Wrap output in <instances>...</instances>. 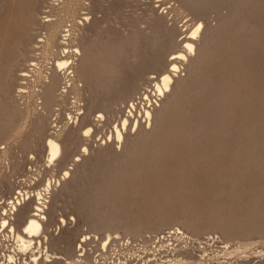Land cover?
Masks as SVG:
<instances>
[{
    "label": "rangeland",
    "instance_id": "374dc122",
    "mask_svg": "<svg viewBox=\"0 0 264 264\" xmlns=\"http://www.w3.org/2000/svg\"><path fill=\"white\" fill-rule=\"evenodd\" d=\"M43 20L62 21L64 46L81 50L68 55L48 101L56 55ZM199 20L194 53L176 60L171 88L157 99L155 82ZM144 94L154 106L149 125ZM130 102L135 110L117 143ZM86 127L90 135L81 136ZM59 130L62 157L78 160L69 166L47 162L44 141ZM49 180V234L66 221L49 235V252L66 255L83 233L111 234L119 238L105 255L95 240L86 256L186 264L168 263L165 249L187 241L193 264H264V243L224 257V240L237 239L222 234L244 240L260 235L248 232L252 224L264 230V0H0V214L19 192L33 197ZM221 218L226 228H210ZM2 232L10 239L3 253L13 255L15 241ZM154 247H165L161 256ZM18 251L17 264L45 262L37 248Z\"/></svg>",
    "mask_w": 264,
    "mask_h": 264
},
{
    "label": "bare ground",
    "instance_id": "6f19581e",
    "mask_svg": "<svg viewBox=\"0 0 264 264\" xmlns=\"http://www.w3.org/2000/svg\"><path fill=\"white\" fill-rule=\"evenodd\" d=\"M87 20H88V18L86 19V21ZM43 21L47 22L46 24L49 27V33H48L49 35H48V39H46V47H49L52 54L56 55L55 56V58H56L55 64L56 65H55V71H54L55 73L53 72L54 74L51 77V80H49V82H47V84L43 90L44 91L43 95H44L45 101H48L47 98L49 96L53 95V91H54V88L56 85L55 84L56 76L60 75V72L66 70V69L68 70L70 64L72 63V62H70L71 56H68V55L76 56V55L81 53V50L77 46V47H75L76 48L75 51L74 52L70 51L71 52L70 53L67 50V46H64V45H66V43L69 39L70 33H69V30H67V36L63 37L64 34L61 35V33H63L62 31H60V28L62 26V21H59V20H56V21L43 20ZM203 27H204V24L202 21L198 22L197 24H195V26H193V28L190 32V35H191L190 38H187L188 40L183 42L184 46L182 48L184 49V51L178 52V53L175 52V54H173V58H172V60H170V63H169V66H170L169 70L162 73L159 81L155 82L154 95H156L157 99L160 98L161 96H163L165 94V92L170 90V88H171V84L173 83V75L179 69V66H178L176 60L187 59V54L194 53L195 41L197 39H199ZM64 33H66V31ZM43 43H44V41H43ZM22 76L25 78L24 73ZM143 98L147 99V101H148L147 107L148 108H146V109L142 108L143 114H144V116H142V118H144L146 120L147 124L149 125L151 123V117H152V111L151 110L154 108V106L146 94H144ZM133 110H135L134 103L130 102L128 114L126 113L127 116H125L123 119H121L122 120L121 125H120L121 128L119 127L120 128L119 129L118 127H115L114 138H115L117 143H122V141H123V138H124L123 130L126 129V127L128 125V121H129V116L133 115ZM103 117H104V115L100 113L97 118H98V120H100ZM22 123L23 122H20V127H23L25 125L24 123L23 124ZM133 124H134V127L137 126L138 121L135 120V122ZM91 131H92L91 127H86L82 130L81 136H85V137L89 136ZM60 132H62V131L59 130V131H57V133L55 135L48 136L44 141L45 153L47 155V162L50 164V163H54L55 161H58L61 163H65V164H67V166H69L70 162L72 161L71 157L70 156H63L62 157V145H61V142L58 138L61 135ZM82 149H83L82 154L86 153L88 151L87 146H83ZM77 161L78 160H75L72 162H77ZM69 174H70V168L65 169L63 171V180L67 176H69ZM59 182L60 181L58 180V181H55L54 183L56 184V186H58ZM44 186H45V187H43L44 189H42L43 191L37 192V194H34L33 197H31L29 193L19 192L18 193L19 195H17V197L13 198V201L10 202V205H9V211H10L9 214L10 215L8 214V210H5L3 213L0 214V228L5 230V232L7 229L9 230L10 236L12 237L13 241H15L14 243L16 246L15 253H13V255H11V253H9L7 255L5 253H3V255L5 257H3V258L0 257V264H17V258L18 257L16 258V255L18 256V252H19L18 250H22V252L23 251L25 252V250L31 251L35 248H37V250L40 253L41 252L43 253V257H44L43 262L45 261L44 264L45 263H47V264H59V261H62L63 264H82V263L83 264H108L106 261H104L102 259L101 260L98 259V256H97V258H96V256L95 257L94 256L93 257L92 256H90V257L86 256L85 250H86L87 244H90L91 242L98 240V242H99L98 244L100 245V249H101V253L99 255H101V256L105 255L106 250H107L108 246H110L111 241L114 242L116 240V238H119L118 236L113 237V236H111V234H109L107 236L105 235L104 238H99L96 236L92 237L90 233H83L82 232L83 234L79 238H77L75 241H72V243H69V242L67 243V246L64 248L66 255H64V254L58 255V254L49 252V250L47 248L49 235L56 236V233L59 232L61 226L66 225V221H65V219H61V221L59 222V225L57 226V224H56V228H55L56 232L54 230V233L49 234V225H48V222H46V220H47L46 216H47V212L49 211V208L52 206V205H49V202L47 201L48 196L51 192L50 191L51 187H52L51 180L47 181V183ZM9 216H10V218H9ZM11 216H12L13 222H11ZM15 218H17L18 223L23 224L21 231L16 230V226L14 223ZM96 224L98 226L100 225L98 223H95V224H93V228L97 227ZM225 224L226 223H224V221L221 218V219H218L217 223L215 222V224H213V227H210V228H212L214 230L216 228L223 230L224 228L227 227V226L225 227ZM261 224H254V225L252 224L251 226H253V227H252V229L250 228L251 230L249 229V231H248V229L244 228L241 231H242V233L248 231L249 233L251 232L252 234L257 233V234L261 235V233H264V230L263 231L260 230ZM256 226H258V227L260 226L259 227L260 229L257 228V230H255L254 228H256ZM231 228H232V226H231ZM209 230H211V229H209ZM232 230H233V228H232ZM139 231L140 230H138V231L136 230L135 234H137ZM201 231H203V230H201ZM236 233H238V232H236ZM236 233H230L226 230L222 231L223 235H228L229 237H230V234L234 235L236 237V235H235ZM177 234L178 233H173V235H177ZM179 234L183 235V232L181 231ZM245 234H248V233H245ZM260 235H258V237H255V238H249V239L245 238L244 240L238 239V237L237 238L233 237L234 239H237L236 241H233L235 243L231 242V240H233V239H225L223 242L224 243V251H223L224 257H225V255H229L232 253H241V252H245V251L250 250V249H251L250 251H252V248H255L254 247L255 245L260 244V243L261 244L264 243V234H262V236H260ZM54 239L61 241L60 237L52 238V240H54ZM186 239H187V237H186ZM196 240H198V239H196ZM159 241L161 242L160 244H162L163 240L159 239ZM192 241H194V240L192 239ZM0 243H1V241H0ZM144 245L143 246L141 245L143 248L141 246H140V248H142L145 251H148L149 248L147 246H144ZM161 246H163V244ZM165 246H167V245L165 244ZM156 247L152 248L153 255H157L159 253V255L161 256L160 252H161L163 247L162 248H156ZM110 248H111V246H110ZM165 250H167V253H169V256L172 257V259L168 260L169 261L168 263H170V261H172V263L177 262V263H186L187 264L189 261H192V264H193L194 259L196 261V259L198 258V257H195L196 251L194 250V247H192V248L189 247L187 241H185V245H183L181 249L180 248L178 249L176 245L170 243V246H168ZM258 250H259V248H258ZM247 253H249V252H247ZM242 254H246V253H241V255ZM147 255H148V253H147ZM238 255H240V254H238ZM246 255H248V254H246ZM200 259H203V257L202 258L200 257ZM127 260H129V259H127ZM32 262H35V264H38L37 259L32 260ZM198 262H201V260ZM111 264H118V263L115 261H112ZM119 264H126V262L125 261L120 262ZM130 264H134V262L130 263ZM199 264H201V263H199Z\"/></svg>",
    "mask_w": 264,
    "mask_h": 264
},
{
    "label": "built area",
    "instance_id": "2783aa9c",
    "mask_svg": "<svg viewBox=\"0 0 264 264\" xmlns=\"http://www.w3.org/2000/svg\"><path fill=\"white\" fill-rule=\"evenodd\" d=\"M2 235H3V236H2ZM7 236H8V235H7L6 233H5V234H4V233H0V239L2 240V241H1L2 245H1V243H0V247H1L0 250H1V252H2V254H0V257H1V258L4 257V255H3L4 249H3V248H5V247L7 248V245L5 244V242L8 241V240H10L9 238H7ZM4 237H6V238H4ZM1 260H2V259H1Z\"/></svg>",
    "mask_w": 264,
    "mask_h": 264
}]
</instances>
